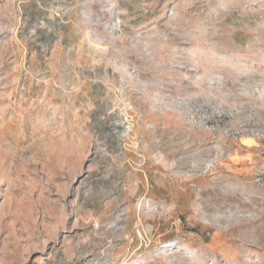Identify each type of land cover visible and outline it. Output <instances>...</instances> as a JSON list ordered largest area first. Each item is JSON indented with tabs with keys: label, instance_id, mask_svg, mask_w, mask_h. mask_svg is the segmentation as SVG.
<instances>
[{
	"label": "rangeland",
	"instance_id": "rangeland-1",
	"mask_svg": "<svg viewBox=\"0 0 264 264\" xmlns=\"http://www.w3.org/2000/svg\"><path fill=\"white\" fill-rule=\"evenodd\" d=\"M0 264H264V0H0Z\"/></svg>",
	"mask_w": 264,
	"mask_h": 264
}]
</instances>
